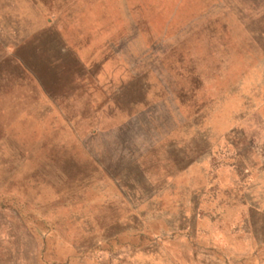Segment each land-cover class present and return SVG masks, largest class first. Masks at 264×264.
I'll return each instance as SVG.
<instances>
[{"label":"rangeland","instance_id":"1","mask_svg":"<svg viewBox=\"0 0 264 264\" xmlns=\"http://www.w3.org/2000/svg\"><path fill=\"white\" fill-rule=\"evenodd\" d=\"M0 264H264V0H0Z\"/></svg>","mask_w":264,"mask_h":264}]
</instances>
